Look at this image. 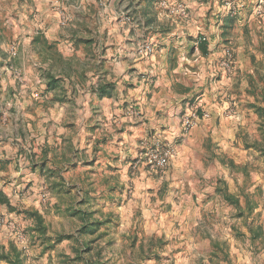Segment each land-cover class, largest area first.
I'll return each mask as SVG.
<instances>
[{"label": "rangeland", "instance_id": "rangeland-1", "mask_svg": "<svg viewBox=\"0 0 264 264\" xmlns=\"http://www.w3.org/2000/svg\"><path fill=\"white\" fill-rule=\"evenodd\" d=\"M161 2L150 0L152 13L165 10L178 20L189 16L184 0L170 2L187 6L185 18ZM251 4H255L251 13L262 21L259 0ZM33 6L31 0H0V130L6 129L3 140L13 147L0 162V200H9V204L0 201V264H87L90 260L92 264H264V156L246 145L260 137L259 119L246 106L248 101L230 103L227 113L238 122L237 141L230 138L234 143L229 153L219 151L222 157L211 160L208 177L190 181L184 191L178 187L180 180L166 181L157 191V185H149L147 178L137 174V166L151 167L139 160L140 152L122 174L111 160H89L78 141L72 108L77 105L67 91L75 93L76 78L104 75L94 62L101 60L105 66L114 59L107 56V31L97 39L101 43L96 52L86 35L50 42L39 34L34 41L26 23L35 18ZM131 22L140 28L136 16ZM68 23L65 31L71 30ZM94 25L81 28L90 35ZM262 30L257 34L264 38ZM229 58L231 63L225 66ZM226 59L222 67L232 70L234 55L229 53ZM252 64L260 80L257 72L264 74V59L255 55ZM43 77L49 80L47 85L36 82ZM68 102L69 115L61 117L60 106ZM191 110L186 115H193L194 124L197 117L211 116L198 105ZM62 128L72 129L75 140L66 139ZM145 140L140 142L141 150ZM80 151L84 152L80 160H68ZM169 166L154 169L160 175ZM226 194L238 204L228 201ZM88 222H94L96 229L84 233ZM87 242L90 249L85 248Z\"/></svg>", "mask_w": 264, "mask_h": 264}, {"label": "crops", "instance_id": "crops-1", "mask_svg": "<svg viewBox=\"0 0 264 264\" xmlns=\"http://www.w3.org/2000/svg\"><path fill=\"white\" fill-rule=\"evenodd\" d=\"M184 1L189 16L178 20L165 10L152 13L150 0H31L35 18L26 21L32 38L43 34L50 42H63L65 38L70 41L86 35L93 42L94 52L101 43L97 39L107 31V56L114 59L107 60L109 65L105 66L101 60L94 62L104 75L76 78L72 82L75 93L70 88L67 91L68 98L77 105L72 108L77 116L73 123L78 126V141L89 160H111L122 174L136 160L142 139L159 137L173 143L171 164L160 175L145 164L137 166V174L147 178L149 185H157V191L166 181L176 180H180L178 187L181 185L184 191L190 181L208 177L211 160L222 157L219 151L229 153L231 143L237 141L238 122L227 109L230 103L241 101H248L246 106L250 107L254 96L248 93L249 76H256L252 55L264 59V38L257 34L262 28L264 34V14L260 21L251 13L255 5L251 3L258 0ZM247 3L248 12L240 8ZM131 14L137 17L140 28L131 22ZM67 21L71 32L64 30ZM90 23L96 25L89 35L81 27H90ZM203 35L207 38L203 41L207 53L195 49ZM144 38L155 45L150 57L138 54V43ZM229 53L234 55L235 66L227 71L222 62ZM36 82L47 85L49 80L43 77ZM194 105L208 110L211 116L195 118L194 126L186 130L182 118L192 113ZM70 108L69 102L61 105V117H67ZM2 129L0 162L13 148L3 140L6 129ZM53 131L49 130L50 140ZM61 132L66 139L75 140L70 134L72 129L62 128ZM76 143L73 141L75 147ZM84 152L68 160H80Z\"/></svg>", "mask_w": 264, "mask_h": 264}, {"label": "built area", "instance_id": "built-area-1", "mask_svg": "<svg viewBox=\"0 0 264 264\" xmlns=\"http://www.w3.org/2000/svg\"><path fill=\"white\" fill-rule=\"evenodd\" d=\"M161 5L170 9L174 13H178L179 16L185 18L188 14L187 6L182 2L172 3L170 0H162ZM264 10V0H259L258 12L261 14ZM207 40L206 36H201L197 40V44ZM138 54L143 56H150L155 52V45L151 41L143 40L138 44ZM231 63L230 58L224 62L225 66H229ZM206 116L208 114H205ZM183 123L186 128H190L194 124L193 115H185L183 117ZM175 153L174 147L164 142L160 138H152L142 142V150L140 151L139 160L146 161L148 165L155 169H165L169 166L172 156Z\"/></svg>", "mask_w": 264, "mask_h": 264}, {"label": "trees", "instance_id": "trees-1", "mask_svg": "<svg viewBox=\"0 0 264 264\" xmlns=\"http://www.w3.org/2000/svg\"><path fill=\"white\" fill-rule=\"evenodd\" d=\"M37 37H35L34 41H37ZM199 49L203 52V53H207V45L205 42H200L199 43ZM252 62L255 63V56L252 55ZM260 75V80L262 83V85H259L260 80H257L256 76L254 75H250L249 76V80H250V88L248 90V93H250L251 95L254 96V101L249 103L250 108L254 109V111L257 113L258 118H259V132H260V137L259 139H255L252 142H247V147H251L254 148L256 150H258L261 155L264 156V74L261 72H257ZM260 86V87H258ZM226 199L228 201H232L233 203H237L238 201L234 199L233 195H229L226 194L225 195ZM4 203L9 204V200H7L6 198H2V200ZM83 219L87 218L86 214H82ZM91 223V224H90ZM88 222L84 223L83 225V232L87 233L89 231H94L96 229V227L94 226V222ZM90 224V226H89ZM85 248L90 249L89 247V243L87 242L85 244ZM94 263L93 261L90 260V262L87 261V264H92Z\"/></svg>", "mask_w": 264, "mask_h": 264}]
</instances>
